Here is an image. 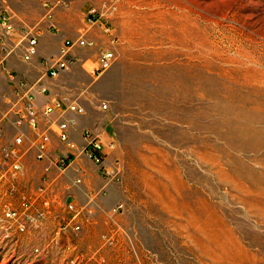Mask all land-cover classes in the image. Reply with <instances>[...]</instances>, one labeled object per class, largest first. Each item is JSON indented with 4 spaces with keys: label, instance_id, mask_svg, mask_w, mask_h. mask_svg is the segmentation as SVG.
<instances>
[{
    "label": "rangeland",
    "instance_id": "obj_1",
    "mask_svg": "<svg viewBox=\"0 0 264 264\" xmlns=\"http://www.w3.org/2000/svg\"><path fill=\"white\" fill-rule=\"evenodd\" d=\"M46 2L52 17L69 7L68 0ZM93 9L94 51L113 50L115 60L96 75L98 63L78 67V84L58 98L85 108L81 139L89 129L104 141V166L113 175L104 179L96 166L111 189H94V221L79 234L57 236L50 222L24 235L0 228V264H264V0H100L86 19ZM244 41L258 63L239 55ZM15 53L22 56L21 48ZM5 66L13 87L0 93V115L9 116L0 148L20 131L12 122V108L23 103L14 83L38 75L30 62ZM51 92L43 93L47 100L57 98ZM51 135L55 154L70 152ZM72 172L52 179V194L90 207L87 183L73 185ZM43 177L30 150L20 190ZM19 201L0 178V211ZM111 231L116 238L108 243Z\"/></svg>",
    "mask_w": 264,
    "mask_h": 264
},
{
    "label": "built area",
    "instance_id": "obj_2",
    "mask_svg": "<svg viewBox=\"0 0 264 264\" xmlns=\"http://www.w3.org/2000/svg\"><path fill=\"white\" fill-rule=\"evenodd\" d=\"M46 17L52 18L53 4L45 2ZM94 9L87 17V21L94 22ZM13 17L5 12L0 16V77L8 74L12 79L11 71L6 66L7 58L18 48L22 50V57L29 61L37 52L38 40L41 35L40 29L23 24L17 26L13 22ZM53 27V26H52ZM89 28L82 30L81 36L77 40H66L62 49L61 57L45 61L47 76L57 78L62 71L70 66V51L74 45H94L86 37ZM104 32L111 35V27L106 24ZM115 39V38H114ZM113 39V40H114ZM115 60L113 50H104L99 57L98 66L95 73L101 74L108 69ZM19 87L15 90L19 101H23L21 107L13 111L12 122L20 129L13 142L0 148L2 151L0 178L7 179L9 192L13 195L20 193V201L17 204L4 203L0 211V228L5 231H12L17 235H24L31 230H41L47 222L57 224L56 235H69V233L79 234L83 232L85 223L94 221V191L91 190L89 196L90 207L78 206L70 198L58 199L52 194L53 180L58 177H66L69 168L74 167V161L77 155H84L100 170L104 179H110L111 173L104 166L106 151L104 141L99 135L86 129L82 133L83 144L79 148L70 137L72 129L78 126V117L85 114V108L78 102H68L62 98L48 99L43 107H39L36 101L34 87L26 81H19ZM41 92L48 93V88L41 87ZM45 95V94H44ZM50 100V101H49ZM106 106L104 105V108ZM55 114V120L50 119ZM9 116L0 115V135L3 132V126ZM41 118H48V126H41ZM26 126V130H21ZM51 134L58 136L59 140L70 150V152L57 155L53 152V138ZM56 148V147H55ZM34 150L35 160L43 164L44 177L40 185L35 188H19L18 179L24 173V157L30 151ZM77 175L72 180L75 186H82L85 177L80 168L74 169ZM55 175L56 177H53ZM116 178V177H115ZM124 204L120 203L112 209L110 220L113 214L121 212ZM67 212V216L59 215L58 211ZM116 232L111 231L104 238L108 243H112L116 238ZM40 252L39 248L35 249ZM94 258V254L92 256Z\"/></svg>",
    "mask_w": 264,
    "mask_h": 264
},
{
    "label": "crops",
    "instance_id": "obj_3",
    "mask_svg": "<svg viewBox=\"0 0 264 264\" xmlns=\"http://www.w3.org/2000/svg\"><path fill=\"white\" fill-rule=\"evenodd\" d=\"M46 1L49 0H0V16L7 12L13 17V22L17 26L27 24L36 27L41 31L37 45V52L33 55L31 60H24L21 54L18 53L11 54L6 60L8 66H14L18 69H24L25 63L27 62L34 64V70H37L38 75H36V77H29L31 80H24L34 87L37 102L40 106H42L47 100V97L41 93L40 86L48 87L52 91L50 94L52 97L62 96V91L67 88L68 84L73 86L78 84L80 78V68L78 67L82 66L86 71L84 68L86 63H98L99 59V51H94V45H74L70 51L69 58L71 59V62L69 68L62 71L57 78H50L47 76L44 62L61 57L62 49L66 40H77L81 36L82 30L85 27L89 28L86 33L87 39L93 42L95 41L96 43V40L94 39V22L90 25L84 13L90 7H94V3L96 4L100 0H68L69 7H59L55 9L54 17L51 19L46 17L47 11L44 7ZM55 30H57V32H55ZM2 32V28L0 27V35ZM105 48L107 47L101 46L100 50ZM92 74L96 75L95 68H93ZM20 78L23 79V77ZM8 80L7 75H3L2 78H0V93H3V90L5 89L11 90V87H13L12 84H9ZM14 84L17 85L19 82ZM48 98L51 97L49 96ZM80 119L81 116H79L78 126L71 130L72 138L79 145L83 144L80 135ZM81 122H86V120L82 119ZM86 166H88V170L85 168ZM75 168H80L81 171H84V184L87 183V191L89 192V195L91 194L90 190L95 191L100 189L104 191V189H111L104 179L99 176L98 167L84 155H77V158L74 161V167L70 168L71 172ZM89 195L86 193V196L89 197ZM95 195L98 196L99 194L95 191Z\"/></svg>",
    "mask_w": 264,
    "mask_h": 264
},
{
    "label": "bare ground",
    "instance_id": "obj_4",
    "mask_svg": "<svg viewBox=\"0 0 264 264\" xmlns=\"http://www.w3.org/2000/svg\"><path fill=\"white\" fill-rule=\"evenodd\" d=\"M242 24V23H241ZM263 25V24H262ZM242 27L243 28H245L246 27V22H243V24H242ZM260 27V26H259ZM248 28H249V26H248ZM258 29H260V28H258ZM258 31V30H257ZM260 32V31H259ZM257 33V32H256ZM262 33V32H261ZM261 33H259V34H261ZM262 35V34H261ZM242 36L245 38V39H247V40H250L251 41V43H254L255 42V36H254V34L252 33V34H247V33H245V31L243 30V34H242ZM259 36V35H258ZM259 38H260V36H259ZM249 41V42H250ZM264 41V40H263ZM244 45V46H243ZM254 47V46H253ZM241 49H243V50H245V52L243 51V52H241L239 55L240 56H242V58H246V59H248V60H250V59H252L254 62H256V63H258V61L261 59V58H259V57H257V54H256V50L255 49H251V48H249V46L245 43V41L244 42H242V46H241ZM258 58V60H257V58ZM256 59V60H255Z\"/></svg>",
    "mask_w": 264,
    "mask_h": 264
}]
</instances>
